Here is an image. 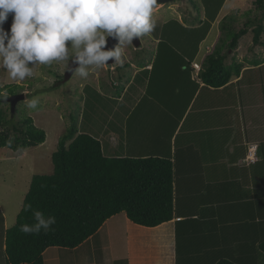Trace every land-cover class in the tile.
<instances>
[{"label":"crops","instance_id":"obj_1","mask_svg":"<svg viewBox=\"0 0 264 264\" xmlns=\"http://www.w3.org/2000/svg\"><path fill=\"white\" fill-rule=\"evenodd\" d=\"M222 8L194 57L186 52L187 46L193 44L186 46V37L170 39V44L179 51L164 40L159 43L162 26L158 25L159 30L153 31L151 46L139 38L133 44L134 52L124 53L123 67L114 61L107 62L118 70L125 69L117 72L123 86L120 90L114 89L117 79L112 83L104 79L112 86L104 89L100 86V71L94 72L90 80L94 85H89V93L100 99L107 98L111 102V114L106 120H99L102 112L99 107L94 122L90 123V110L86 116L83 106L77 122V133L97 138L107 157H160L173 161L177 155L181 162L177 169L181 213L154 227L134 223L124 212L118 213L75 248L48 247L43 252L45 264H96L99 255L106 253L111 254L108 260L112 264L118 261L176 264V222L179 220L183 221L179 223L181 232L187 233L183 238V259L187 263H201L207 255L217 254L243 264L264 263V252L259 246L263 229L257 214L261 209L259 204L264 202V169L258 143L264 134V110L257 103L241 105V96L250 89L248 84L237 83L241 75H234L220 88L204 84L200 77L204 57L222 36L221 27L216 26L227 16V13L220 15ZM203 14L195 24L179 21L184 26L197 27L205 18V10ZM214 27H217L215 36L209 42L207 38ZM240 46L238 42L233 53ZM257 47L252 48L247 59L242 54L237 56L245 65L242 70L251 67V61L256 59L264 62V54ZM193 63L200 64L201 69ZM87 88L88 85L84 92ZM90 95L85 97L87 101ZM244 98L249 101V97ZM251 144L258 145L255 162L247 160ZM17 153L19 157L27 155L26 150H17ZM32 156V162L37 165L41 156ZM32 177L28 179L27 191ZM0 213V251L3 253L0 264H5V232L10 227L1 207ZM109 238L119 240L122 246L113 242L109 248ZM97 252L101 254L96 255Z\"/></svg>","mask_w":264,"mask_h":264},{"label":"trees","instance_id":"obj_2","mask_svg":"<svg viewBox=\"0 0 264 264\" xmlns=\"http://www.w3.org/2000/svg\"><path fill=\"white\" fill-rule=\"evenodd\" d=\"M256 1L262 11L261 16L257 14L251 18L249 15L238 31L233 23L228 22L225 17L222 19L221 38L224 39L220 45L215 44L204 57L200 77L204 84L220 88L228 84L234 75H241L237 81L239 86L243 83L250 86L244 95L249 97L250 102L242 95L241 105L247 107L257 103L264 110V62L251 61L253 65L242 70L245 66L243 62L226 61L231 57L228 50L233 53L239 39L250 27L253 31V48L264 47V0ZM203 2L205 19L200 26L188 27L177 19H171L162 25L159 43L164 40V43L175 49L178 47L170 44V39L186 37V46L193 44L187 46L188 49L181 47L194 57L199 43L206 37L225 0ZM233 20L238 19L233 17ZM117 43L116 38L109 36L106 50L113 49ZM183 49L180 50L184 51ZM113 61L109 59L108 63ZM71 67L74 69L77 65ZM72 74L67 70L64 79L56 80L51 88L57 87ZM14 84L0 87V103L15 91L17 84ZM5 117L0 111V146L18 149L45 141V130L36 127L32 117H26L20 128L10 124L18 135H11L10 129H1L4 125L9 126V120ZM77 131V120L72 117L69 126L60 136L57 149L52 153L53 171L50 174L33 175L16 222L5 232V264H45L43 252L48 247L75 248L94 235L107 219L121 212L134 223L148 227L170 221L181 213L178 203L180 188L177 184V169L181 162L177 160V155L173 161L160 157H107L97 138ZM258 143L264 163V134L258 139ZM28 205L31 207L27 208ZM259 205L261 209L257 214L261 217L263 229L259 246L264 252V202ZM35 211H41L45 216H55L53 230L48 233L41 231L40 234H25L20 231L22 225L35 223ZM180 222L183 221L176 222V264H243L218 254L207 255L201 263H187L183 259V238L187 237V233L181 232ZM119 263L126 262H116Z\"/></svg>","mask_w":264,"mask_h":264},{"label":"rangeland","instance_id":"obj_3","mask_svg":"<svg viewBox=\"0 0 264 264\" xmlns=\"http://www.w3.org/2000/svg\"><path fill=\"white\" fill-rule=\"evenodd\" d=\"M203 10V0H175L165 4H156L153 14V18L157 25L156 30H159V28H157L158 25L162 26L171 19L182 20L186 23L195 24V22L201 20L204 15ZM226 13L227 16L225 18L228 22L233 23L236 27V31H238L237 29L244 26V23L247 21L249 15H251V18L257 14L258 16H261L262 11L259 10L256 0H226L223 4L220 15L222 16ZM229 15L231 16L229 17ZM233 17H236L238 20L234 21ZM221 22L224 21H220L219 25L216 26L220 27ZM11 24L12 14H9L8 19L3 24L5 31L10 30ZM217 27H214L213 32H211L207 38L209 42L213 40ZM251 30L252 28L250 27L248 32L240 38V48H238L232 55L231 53H228L232 58L229 57L226 61L229 63L233 60L238 61L239 58L237 56H240L241 54L245 55L246 59L249 58L251 55V48H253V31ZM160 31L162 30L160 29ZM153 35L154 33L152 32L150 35L141 37L142 42L145 43V45H150ZM262 37L264 38V33ZM138 39L139 38H134L132 43L134 44ZM223 39L224 38H219L218 45L221 44ZM70 43L71 42H69V45ZM133 44L124 49L125 54H131L134 52ZM257 49L264 54L263 47L258 46ZM229 51L230 49L228 52ZM146 52L149 51L146 50ZM124 60H126L125 55H123V64L125 62ZM256 60L257 62H260V59ZM69 64L75 66V64H72L71 61H69ZM123 64L121 67H123ZM86 69L89 72H92L91 74L89 73L87 79L73 73L69 79L62 81L57 87L51 88V86L55 84L56 80L60 81L64 79V75L67 72V63L54 62L50 66H36L33 69L35 76L32 78H26L24 81L12 80L6 69L0 66V87L10 86L15 83L19 87L14 84L16 86L15 91L9 93L8 95L11 96L20 93L24 94V98L19 100L17 103L16 111L14 113L11 111L10 103L6 102V99L9 97L8 95L4 98L5 100L0 103V111L6 116L5 118L9 120V126L6 127V125H4L1 129H10L11 135H18V133L12 129L10 124H14L15 126L17 125L20 128L23 127L26 117H32L34 125L46 132V139L42 144L28 146L27 148L20 147L18 149L10 148L8 146H0V207L2 213L6 216L8 227L14 225L17 214L22 207L23 198L27 192L26 185L28 184V179L36 174H50L53 171L52 153L57 149L60 136L69 126L72 121V117L78 122L79 115L83 113L84 108L86 109V116L90 110V123L94 122L93 117L99 110V107L102 109L99 120L101 118V120H106V118L111 114V108L109 105L111 102L109 103L107 98L103 97L100 99L93 94L90 95L89 85H94L90 80L94 77V72L100 71V86L104 89L106 87L112 89L111 84H108V82L106 83L104 79H107L111 83L116 81L117 72H119L121 68L118 70L116 69V66L108 65L107 63L101 68L86 66ZM124 70L125 69L122 68L120 71L122 72ZM87 85L88 88L84 92V88ZM122 87L123 86L117 79L114 89L120 90ZM87 95H90L88 101L86 100L87 98H85ZM34 97L39 100L37 108H27V101L33 99ZM84 98L85 100L83 102ZM67 142H69V140ZM17 150H26L27 155L25 157H19L20 154L17 153ZM32 154H39L41 156V160L37 162V165L32 162ZM261 166L264 169V163L262 161ZM1 224L2 220L0 215V242L2 240ZM109 240V248L112 246L113 242L118 243V247L119 245L122 246L121 242L117 239L109 238ZM99 254H101V252H97L96 255ZM108 257H111V254L106 253L99 255L96 264H112V262L108 260ZM1 258H3V253L0 251V259Z\"/></svg>","mask_w":264,"mask_h":264},{"label":"clouds","instance_id":"obj_4","mask_svg":"<svg viewBox=\"0 0 264 264\" xmlns=\"http://www.w3.org/2000/svg\"><path fill=\"white\" fill-rule=\"evenodd\" d=\"M156 4L157 0H0V66L19 81L34 77L36 66L54 62L67 63L68 71L85 79L89 76L86 66L101 68L109 59L122 66L124 49L133 39L156 29ZM9 14L12 24L5 31ZM109 36L118 43L106 50ZM69 61L78 66L73 69ZM38 103L34 97L26 106L36 109ZM34 220L20 231L48 233L56 224L55 216L41 211L34 212Z\"/></svg>","mask_w":264,"mask_h":264},{"label":"water","instance_id":"obj_5","mask_svg":"<svg viewBox=\"0 0 264 264\" xmlns=\"http://www.w3.org/2000/svg\"><path fill=\"white\" fill-rule=\"evenodd\" d=\"M172 1H175V0H157V4H165V3L172 2ZM23 98H24V94L20 93V94L11 95L6 99V102L10 103L11 111L13 113L16 111L17 103L19 102V100H22Z\"/></svg>","mask_w":264,"mask_h":264},{"label":"built area","instance_id":"obj_6","mask_svg":"<svg viewBox=\"0 0 264 264\" xmlns=\"http://www.w3.org/2000/svg\"><path fill=\"white\" fill-rule=\"evenodd\" d=\"M193 66L197 69H201V66L198 63H193ZM257 148H258L257 144H251L248 147L247 160L249 162H255L256 161V159H257V155H256L257 154Z\"/></svg>","mask_w":264,"mask_h":264}]
</instances>
